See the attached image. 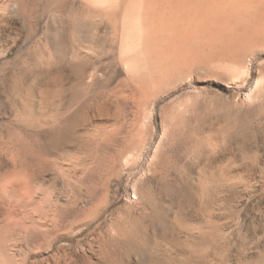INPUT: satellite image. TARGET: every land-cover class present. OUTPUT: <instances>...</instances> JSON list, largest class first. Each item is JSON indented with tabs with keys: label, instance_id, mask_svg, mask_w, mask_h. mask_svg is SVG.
Segmentation results:
<instances>
[{
	"label": "rangeland",
	"instance_id": "1",
	"mask_svg": "<svg viewBox=\"0 0 264 264\" xmlns=\"http://www.w3.org/2000/svg\"><path fill=\"white\" fill-rule=\"evenodd\" d=\"M177 1L0 0V264H264V0Z\"/></svg>",
	"mask_w": 264,
	"mask_h": 264
},
{
	"label": "bare ground",
	"instance_id": "2",
	"mask_svg": "<svg viewBox=\"0 0 264 264\" xmlns=\"http://www.w3.org/2000/svg\"><path fill=\"white\" fill-rule=\"evenodd\" d=\"M157 1H158V0H157ZM182 1H183V0H182ZM182 1L179 0L180 3L177 1V2H178V3L176 4V5H178L177 7H179L180 4H181V7L183 6L182 3H181ZM189 1H190V0H189ZM191 1H192V0H191ZM191 1H190V3H191ZM193 1H195V5H197V6H198V3L200 4V3L202 2V7H204L203 5H205L206 3H209V2L211 3L212 1H215V2H216V0H212V1H211V0L209 1V0H208L209 2H207L206 0H204V1H203V0H202V1H201V0H198V1H199L198 3L196 2V0H193ZM200 1H201V2H200ZM217 1H218V0H217ZM230 1H232V5H231V6H230V3H229ZM230 1L227 2V1L225 0V3L227 2V5H228V3H229V7L233 9L232 11L230 10L229 13L232 12L233 14H235L236 12H238L239 10H241L240 8H241L242 6H245V7H248V6H249L248 8L251 9V8H254V7H252V5L255 4L253 0H230ZM257 1H258V0H257ZM145 2H146V1H144V3H145ZM155 2H156V1H155ZM184 2H185V1H184ZM204 2H205V4H203ZM219 2L222 3L221 0H220ZM255 2H256V1H255ZM134 3H135V2H134ZM163 3H164V1H163ZM170 3H171V2H170ZM187 3H188V2H187ZM190 3H189V4H190ZM217 3H218V2H217ZM220 3H219V4H220ZM132 4H133V3H132ZM146 4H147V3H146ZM146 4H145V5H146ZM151 4H152V2H151ZM166 4H167V3H166ZM185 4H186V3H185ZM212 4H213V3H212ZM223 4H224V3H222V5H223ZM257 4H258V2H257ZM135 5H136V4H135ZM140 5H141V4H140ZM193 5H194V4H193ZM193 5H192L191 8L194 7ZM209 5H211V4H209ZM227 5H226V6H227ZM233 5H234V6H233ZM170 6H171V5H170ZM190 6H191V4H190ZM197 6H196V7H197ZM219 6H220V5H219ZM219 6H218V7H219ZM138 7H140V6L138 5ZM142 7H143V6H142ZM188 7H189V6H188ZM196 7H195V8H196ZM212 7H213V5H212ZM212 7L210 6L211 9H212ZM221 7H222V9L224 10L223 6H220V8H221ZM227 7H228V6H227ZM227 7H226V8H227ZM229 7H228V8H229ZM250 7H251V8H250ZM153 8H154V7H153ZM175 8H176V6H175ZM175 8H174V9H175ZM185 8H187V7H185ZM191 8H189V10L187 9V11H188L189 13H190V12L193 13L194 11H197V10H200V11L202 10V9H200V8L197 9V10H194V8H193V9H191ZM208 8H209V7H208ZM210 8H209V10H210ZM213 8H217V7L214 6ZM156 9H157V8H156ZM172 9H173V8H172ZM178 9H179V8H178ZM190 9H191L192 11H190ZM204 9H205V7H204ZM204 9H203V10H204ZM244 9H245V8H244ZM136 10H137V8H136ZM209 10H208V11H209ZM212 10H214V9H212ZM219 10L221 11V9H218V11H219ZM246 10H247V8H246ZM139 11H140V10H139ZM178 11H179V10H178ZM204 11H207V9L204 10ZM224 11H225V10H224ZM224 11H223V12H220V14L224 13ZM228 11H229V9H228ZM145 12H147V11L145 10ZM210 12H211V10L208 12V14H209ZM212 12H213V11H212ZM226 12H227V9H226ZM241 12H242V11H241ZM245 12H246V11H244V13H245ZM151 13H152V11H151ZM191 13H190V17H193V16H191ZM197 13L199 14V12H197ZM242 13H243V12H242ZM244 13H243V14H244ZM158 14H159V13H158ZM161 14H162V13H161ZM194 14L198 16V14H196V13H194ZM200 14H201V12H200ZM246 14H247V12H246ZM148 15H149V14H148ZM203 15H204V16H203ZM205 15H207V13H204V12H203V14H202L203 18L205 17ZM144 16H145V15H144ZM228 16H229V15L226 14V17H227V18H229ZM244 16H245V15H244ZM262 16H263V15H262ZM148 17H149V16H148ZM190 17H189V18H190ZM194 17H195V16H194ZM210 17H212V16H210ZM210 17H208V15H207V18H210ZM219 17H220V16H219ZM224 17H225V16H224ZM224 17H221V19L224 18ZM238 17H239V16H238ZM154 18H155V17H154ZM154 18H153V19H154ZM198 18H200V17H198ZM207 18H204V20L206 21ZM216 18H217V17H216ZM230 18H231V17H230ZM172 19H173V18H172ZM190 19H191V18H190ZM210 19H211V18H210ZM212 19H213V21H214V18H212ZM217 19H218V18H217ZM221 19H218L219 22L221 21ZM224 19H225V18H224ZM247 19H248V18H247ZM263 19H264V18H263ZM170 20H171V19H170ZM175 20H177V19H175ZM187 20H188V19H187ZM193 20H194V18H193ZM201 20H202V19H201ZM201 20H200V21H201ZM228 20H231V19H228ZM240 20H241V19H240ZM240 20H237V21H240ZM245 20H246V19H245ZM248 20H249V19H248ZM260 20H261V19H260ZM260 20H256V22L253 23V24L250 25V26H249L248 24H246L247 22L245 23V21H244V23L246 24V26H244V28H242V29H240V30H238V31H236L235 29H239V28H234V30L231 29V28L234 27V25H235L237 22H236V23L234 22V24H233V23L231 24L232 21H230V22L228 21L229 24H228V23L226 24L227 27L233 25V27H231V28L229 27V28L231 29V34L229 35V33H228V35L230 36V37L228 36V37L230 38V39H228V40H230V41L232 40V41L235 42V43H236V42L239 43L240 40L242 41V40H244V39H246V38H249V37L255 35V34L261 29V27H262V26H261L262 23H261ZM155 21H156V20H155ZM163 21H164V20H163ZM189 21H190V20H189ZM197 21H198V19H197ZM197 21H195V22H197ZM222 21H223V20H222ZM222 21H221V22H222ZM249 21L251 22L252 20H249ZM254 21H255V20H254ZM167 22H168V21H167ZM171 22H172V20H171ZM187 22H188V21H187ZM203 22H204V21H203ZM217 22H218V21H217ZM217 22H214V23H217ZM156 23H157V22H156ZM169 23H170V22H169ZM175 23H176V22H175ZM182 23H183V22H182ZM185 23H186V21H185ZM191 23H192V22H191ZM205 23H206V22H205ZM212 23H213V22H212ZM251 23H252V22H251ZM171 24H172V23H171ZM171 24H169V25H171ZM230 24H231V25H230ZM242 24H243V23H242ZM245 24H244V25H245ZM186 25L188 26L189 24H186ZM198 25H200V23H199ZM183 26H184V25H183ZM189 26H190V25H189ZM193 26H194V25H193ZM260 26H261V27H260ZM177 27H178V26H177ZM219 27H220V26H219ZM235 27H236V25H235ZM214 28H215V27H214ZM161 29H163V28H161ZM172 29H173V28H172ZM185 29H186V27H185ZM191 29H192V27H191ZM193 29H194V28H193ZM198 29H199V28H198ZM226 29H227V28H226ZM226 29H225V30H226ZM230 29H229V30H230ZM173 30H174V29H173ZM180 30H181V28H180ZM188 30H189V29H188ZM188 30H187V31H188ZM196 30H197V29H196ZM200 30H201V29H200ZM225 30H224V31H225ZM227 30H228V29H227ZM182 31H183V30H182ZM193 31H194V30H193ZM197 31H198V30H197ZM197 31H196V32H197ZM214 31H215V30H214ZM214 31H213V32H214ZM232 31H233V32H232ZM261 31H262V30H261ZM163 32H164V31H163ZM167 32H168V31H167ZM194 32H195V31H194ZM198 32H200V31H198ZM202 32H204V31H202ZM165 33H166V31H165ZM184 33H186V32H184ZM224 33H225V32H224ZM258 33H259V32H258ZM144 34H145V33H144ZM146 34H147V33H146ZM225 34H226V33H225ZM150 35H151V34H150ZM191 35H192V34H191ZM193 35H195V34H193ZM222 35H223V34H222ZM170 37H171V36H170ZM188 37H189V36H188ZM219 37H220V38H218V37L216 36L215 39H216V40H217V38H218V40H219V39H224V35H223V36L219 35ZM221 37H222V38H221ZM228 37H226V38H228ZM172 38H173V37H172ZM191 38H192V37H191ZM226 38H225V41H226ZM146 39H147V38H146ZM188 39H189V38H188ZM194 39H195V38H194ZM147 40H148V39H147ZM196 40H197V39H196ZM246 40H247V39H246ZM173 41H174V40H173ZM186 41H187V39H186ZM230 41H229V44L232 42V41H231V42H230ZM244 41H245V40H244ZM244 41H243V42H244ZM165 42H167V41L164 40V43H165ZM175 42H176V41H175ZM210 42H211V41H210ZM164 43H163V44H164ZM178 43H179V41H178ZM184 43H185V41H184ZM186 43H187V42H186ZM186 43H185V44H186ZM220 43H221V42H220ZM237 43H236V44H237ZM143 44H144V43H143ZM166 44H167V43H166ZM170 44H172V43H170ZM173 44H175V43H173ZM173 44H172V47H173ZM210 44H211V43H210ZM221 44H222V43H221ZM223 44H225V43H223ZM226 44H228V43H226ZM232 44H234V43H231L230 45H232ZM144 45H145V44H144ZM176 45H177V44H176ZM181 45H182V44H181ZM181 45H180V46H181ZM237 45H238V44H237ZM163 46H164V45H162V47H163ZM169 46H170V45H169ZM183 46H184V45H183ZM202 46H203V45H202ZM215 46H216V45H215ZM226 46H227V45H225V47H226ZM166 47H167V46H166ZM177 47H178V46H177ZM213 47H214V46H213ZM232 47H233V46H232ZM234 47H236V46H234ZM162 49H163V48H162ZM164 49H165V48H164ZM177 49H178V48H177ZM216 49H217V48H216ZM229 49H233V48L230 47ZM170 50L174 51L173 48H172V49L170 48ZM61 51H62V50H61ZM180 51H182V50H180ZM183 51H184V50H183ZM186 51H187V49H186ZM162 52H163V51H162ZM170 52H171V51H170ZM175 52H176V49H175ZM187 52H188V51H187ZM218 52H219V51H218ZM177 53H178V52H177ZM183 53H184V52H183ZM162 54H163V53H162ZM162 54H161V55H162ZM191 54H192V53H191ZM205 54H206V53H205ZM164 55H165V54H164ZM162 56H163V55H162ZM162 56H161V57H162ZM176 56H177V55H176ZM186 56H187V55H186ZM220 56H221V55H220ZM180 57H181V56H180ZM162 58H163V57H162ZM165 58H167V56H166ZM181 58H182V57H181ZM163 59H164V58H163ZM167 59H168V58H167ZM170 59H171V58H170ZM186 59H187V58H186ZM161 60H162V59H161ZM164 60H165V59H164ZM149 61H150V60H149ZM168 61H169V60H168ZM175 61H176V60H175ZM166 62H167V61H166ZM170 62H171V61H170ZM176 62H177V61H176ZM185 62H186V61H185ZM152 63H153V61H152ZM171 63H172V62H171ZM172 64H173V63H172ZM153 65H154V64H153ZM167 65H168V64H167ZM170 65H171V64H170ZM170 65H169V66H170ZM154 66H156V65H154ZM162 66H164V65H162ZM146 67H147V66H146ZM166 67H167V66H166ZM151 68H152V67H151ZM163 68H164V67H163ZM165 69H166V68H165ZM131 70H132V69H131ZM133 70H134V69H133ZM150 70H151V69H150ZM160 71H161V70H160ZM164 71H165V70H164ZM149 72H150V71H149ZM158 72H159V71H158ZM152 74H153V73H152ZM164 74H166V73H164ZM152 76H154V74H153ZM161 76H162V75H161ZM157 77H158V76H157ZM129 78H130V76H129ZM160 79H162V78L160 77ZM147 81H148V80H147ZM151 82H152V81H151ZM153 82H154V81H153ZM160 82H161V81H160ZM143 83H144V82H143ZM149 83H150V82H149ZM145 84H146V83H145ZM147 84H148V83H147ZM156 84H157V82H156ZM143 85H144V84H143ZM154 85H155V84H154ZM144 86H145V85H144ZM146 86H147V85H146ZM147 88H148V87H147ZM143 89H144V88H143ZM143 89H142V91H143ZM135 96H136V95H135ZM59 129H60V128H59ZM62 129H63V128H62ZM62 129H61V130H62ZM56 130H57V129H56ZM132 158H133V157H132ZM177 219H178V218H177ZM132 224H133V223H132ZM154 224H155V223H154ZM173 224H174V223H173ZM181 226L183 227V225H181ZM129 231H130V230H129ZM166 231H167V230H166ZM130 233H131V232H130ZM158 234H159V233H158ZM179 234H180V233H179ZM135 236H136V235H135ZM154 236H155V235H154ZM156 236H158V235H156ZM183 236H184V235H183ZM158 237H160V236H158ZM164 238H165V237H164ZM144 239H145V238H144ZM147 239H148V238H147ZM162 239H163V238H162ZM155 240H156V239H155ZM178 240H179V239H178ZM125 242H126V241H125ZM145 242H146V241H145ZM182 242H183V241H182ZM147 243H148V242H147ZM175 243H176V242H175ZM200 244H201V243H200ZM140 246H142V245H140ZM154 246H155V245H154ZM137 247H138V246H137ZM143 247H144V245H143ZM160 247H161V246H160ZM174 247H175V246H174ZM140 248H141V247H140ZM140 248H139V249H140ZM167 248H168V247H167ZM182 249H183V248H182ZM152 250H154V249H152ZM222 251H223V250H222ZM154 252H155V251H154ZM181 252H182V251H181ZM195 253H197V252H195ZM154 256H155V255H154ZM209 258H210V257H209ZM57 259H58V258H57ZM104 259H105V258H104ZM175 259H176V258H175ZM153 260H154V259H153ZM215 260H216V259H215ZM201 261H202V260H201ZM153 262H154V261H153ZM209 262H211V261H209ZM150 263H151V262H150ZM216 263H217V262H216ZM106 264H109V263H106ZM141 264H142V263H141Z\"/></svg>",
	"mask_w": 264,
	"mask_h": 264
}]
</instances>
